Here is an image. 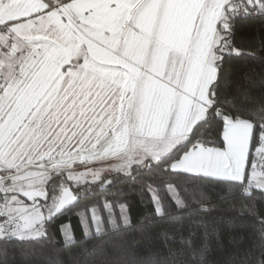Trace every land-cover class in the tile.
<instances>
[{"label":"snow or ice","instance_id":"6c2138e0","mask_svg":"<svg viewBox=\"0 0 264 264\" xmlns=\"http://www.w3.org/2000/svg\"><path fill=\"white\" fill-rule=\"evenodd\" d=\"M252 17L264 18V0H0L5 255L13 243L47 239L65 214L90 218L99 232L105 213L119 227L118 206L129 223L125 203L91 199L119 177L150 195L158 217L169 215L166 198L179 213L186 196L205 200L217 187L255 215L264 200V101L228 66L254 55L234 46L237 21ZM155 169L175 177L160 180L164 196L152 176L138 180ZM170 218L178 226L161 231V246L150 243L128 264H205L207 232L197 244L178 214ZM69 227L61 225L66 242ZM257 254L264 264V248L246 264Z\"/></svg>","mask_w":264,"mask_h":264},{"label":"trees","instance_id":"16d2710c","mask_svg":"<svg viewBox=\"0 0 264 264\" xmlns=\"http://www.w3.org/2000/svg\"><path fill=\"white\" fill-rule=\"evenodd\" d=\"M235 47L245 53L242 57H233L228 61L233 78L244 81L247 77L245 91L254 98L256 103L264 101V18L252 17L238 20L236 23ZM115 176V173H105ZM152 176L157 182L158 190L165 195L167 185H160V180L175 179L155 169L138 177L143 180ZM119 182L110 187L107 193L97 192L91 199H99L103 195L118 205H127L129 223L120 218L119 208L114 207L118 228L107 222V214L102 216L101 230L95 232L92 228L85 233L84 224L75 214L60 216L54 224L48 226V238L25 243L22 247L13 243L8 247L7 254L0 244V264H128L135 255L145 254L151 243L160 247V233L168 230L171 234L178 226L171 221V215L178 214L182 218L184 234L191 229L199 237L207 232L209 251L205 264H246L245 255L256 253L264 248V226L260 220L264 218V200L257 198L256 214H241V205L249 201L238 196H230L222 187L211 192L206 191L205 200L197 197L193 201L186 196L188 208L177 213L175 206L165 199L166 211L169 215L158 217L154 213V204L148 193L129 190L131 181L119 177ZM123 193V194H122ZM182 195H185L181 192ZM203 204V207H201ZM235 205L232 210L230 206ZM77 211L80 209L77 208ZM61 225H69L72 239L65 241ZM258 254L253 259L249 256L247 264H258Z\"/></svg>","mask_w":264,"mask_h":264},{"label":"rangeland","instance_id":"374dc122","mask_svg":"<svg viewBox=\"0 0 264 264\" xmlns=\"http://www.w3.org/2000/svg\"><path fill=\"white\" fill-rule=\"evenodd\" d=\"M84 227H85V232H87V234H88V232H89V229H93L95 232H97V225L96 224H94V223H92L91 222V220H90V218H89V221H88V223L87 224H84ZM100 230H101V228H100ZM70 231V230H69ZM71 239H72V235H71Z\"/></svg>","mask_w":264,"mask_h":264},{"label":"crops","instance_id":"0c3cea01","mask_svg":"<svg viewBox=\"0 0 264 264\" xmlns=\"http://www.w3.org/2000/svg\"><path fill=\"white\" fill-rule=\"evenodd\" d=\"M83 166H81L80 168H78V171H83Z\"/></svg>","mask_w":264,"mask_h":264}]
</instances>
